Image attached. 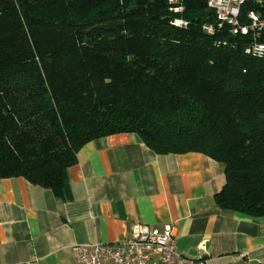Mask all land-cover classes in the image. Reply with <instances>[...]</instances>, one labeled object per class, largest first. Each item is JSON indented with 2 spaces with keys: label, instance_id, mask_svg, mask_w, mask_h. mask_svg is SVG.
<instances>
[{
  "label": "trees",
  "instance_id": "trees-1",
  "mask_svg": "<svg viewBox=\"0 0 264 264\" xmlns=\"http://www.w3.org/2000/svg\"><path fill=\"white\" fill-rule=\"evenodd\" d=\"M249 11L264 17V0L243 1V24ZM256 41L208 0H0V180L60 195L85 143L135 132L158 153L223 162L218 208L264 217Z\"/></svg>",
  "mask_w": 264,
  "mask_h": 264
},
{
  "label": "crops",
  "instance_id": "crops-1",
  "mask_svg": "<svg viewBox=\"0 0 264 264\" xmlns=\"http://www.w3.org/2000/svg\"><path fill=\"white\" fill-rule=\"evenodd\" d=\"M225 171L203 152L158 153L135 132L92 139L60 195L0 180V264H78L74 246L122 242L137 223L172 224L179 253L207 264H264V217L215 203Z\"/></svg>",
  "mask_w": 264,
  "mask_h": 264
},
{
  "label": "built area",
  "instance_id": "built-area-1",
  "mask_svg": "<svg viewBox=\"0 0 264 264\" xmlns=\"http://www.w3.org/2000/svg\"><path fill=\"white\" fill-rule=\"evenodd\" d=\"M243 1L208 0V5L217 11L221 21L230 24L234 34L248 35L251 31L264 33V17L257 12H248L249 24L240 21V5ZM175 24L186 25V21L177 19ZM206 28L209 32L213 31V26ZM247 52L254 56H264V41L252 43ZM73 251L78 264H207L203 258L186 257L179 253L174 227L170 223L162 229L137 223L131 235L122 242H87L74 246Z\"/></svg>",
  "mask_w": 264,
  "mask_h": 264
}]
</instances>
